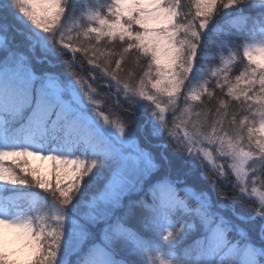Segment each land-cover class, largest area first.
<instances>
[{
	"label": "snow or ice",
	"instance_id": "6c2138e0",
	"mask_svg": "<svg viewBox=\"0 0 264 264\" xmlns=\"http://www.w3.org/2000/svg\"><path fill=\"white\" fill-rule=\"evenodd\" d=\"M0 264H264V0H0Z\"/></svg>",
	"mask_w": 264,
	"mask_h": 264
},
{
	"label": "trees",
	"instance_id": "16d2710c",
	"mask_svg": "<svg viewBox=\"0 0 264 264\" xmlns=\"http://www.w3.org/2000/svg\"><path fill=\"white\" fill-rule=\"evenodd\" d=\"M181 1H182V4L187 3V0H181ZM220 20H221V17L220 16H217L216 22H219ZM11 35L12 34L9 33V37H11ZM16 39H17V41H19L20 40V37H17ZM213 63H218V61H214ZM128 68H129V70H133V71H137V72L139 71V69L134 68L133 65H131V67H128ZM239 71H240V64H239V61H238L237 64L233 66V71H232V73L230 75L234 77L236 74H238ZM216 91H217V94L219 95V90L217 89ZM235 105H236V102L233 101L232 104L230 105V111H235L236 110ZM209 107H211L213 109L216 107L215 100H213L212 104L209 105ZM236 206H237V209L238 210H242L246 214H251L250 211H249V209L246 206L241 205L239 202H237V205ZM256 223L258 224L259 221H257Z\"/></svg>",
	"mask_w": 264,
	"mask_h": 264
},
{
	"label": "rangeland",
	"instance_id": "374dc122",
	"mask_svg": "<svg viewBox=\"0 0 264 264\" xmlns=\"http://www.w3.org/2000/svg\"><path fill=\"white\" fill-rule=\"evenodd\" d=\"M181 3H182V1H181ZM131 65H132L131 62H129L128 67H131ZM32 163H33V166H40L42 162L38 161V160H33ZM44 167L47 168V164H45Z\"/></svg>",
	"mask_w": 264,
	"mask_h": 264
}]
</instances>
